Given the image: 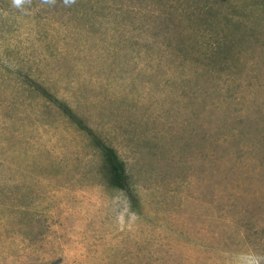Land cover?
<instances>
[{"label": "rangeland", "instance_id": "rangeland-1", "mask_svg": "<svg viewBox=\"0 0 264 264\" xmlns=\"http://www.w3.org/2000/svg\"><path fill=\"white\" fill-rule=\"evenodd\" d=\"M248 252L264 255V0H0V264Z\"/></svg>", "mask_w": 264, "mask_h": 264}, {"label": "trees", "instance_id": "trees-1", "mask_svg": "<svg viewBox=\"0 0 264 264\" xmlns=\"http://www.w3.org/2000/svg\"><path fill=\"white\" fill-rule=\"evenodd\" d=\"M62 106L71 116L77 118V115L72 109H70V107H68V105L62 104ZM96 145L103 154V171L107 177L108 183L112 187L131 192L132 187L129 173L126 170L125 162L120 158L115 148L101 139L96 140Z\"/></svg>", "mask_w": 264, "mask_h": 264}, {"label": "clouds", "instance_id": "clouds-1", "mask_svg": "<svg viewBox=\"0 0 264 264\" xmlns=\"http://www.w3.org/2000/svg\"><path fill=\"white\" fill-rule=\"evenodd\" d=\"M33 0H10V7L18 10L22 14H28L32 7ZM76 0H63L65 7H71L74 5ZM57 0H40L42 7H54ZM133 221L130 219L128 226H131ZM233 264H264V255H259L255 252H248L240 254L233 261Z\"/></svg>", "mask_w": 264, "mask_h": 264}]
</instances>
